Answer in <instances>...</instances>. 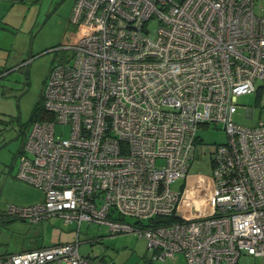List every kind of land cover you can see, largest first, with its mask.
Returning <instances> with one entry per match:
<instances>
[{"label": "built area", "instance_id": "built-area-1", "mask_svg": "<svg viewBox=\"0 0 264 264\" xmlns=\"http://www.w3.org/2000/svg\"><path fill=\"white\" fill-rule=\"evenodd\" d=\"M70 20L91 31L72 60L51 66L42 96L53 117L31 124L16 173L43 196L7 214L56 215L76 237L0 264H116L80 254L83 221L145 237L154 261L238 264L247 254L264 264V121L234 120L240 94L264 91V0H75ZM211 123L226 133L211 177L172 189Z\"/></svg>", "mask_w": 264, "mask_h": 264}, {"label": "rangeland", "instance_id": "rangeland-1", "mask_svg": "<svg viewBox=\"0 0 264 264\" xmlns=\"http://www.w3.org/2000/svg\"><path fill=\"white\" fill-rule=\"evenodd\" d=\"M75 0H1L7 22L15 28L12 49L0 52L17 62L0 74V256L18 252L30 246L51 245L75 239L77 225L53 215L29 222L7 214V207L29 205L42 199V192L32 184L17 178L19 154L28 134L36 102L40 99L46 76L53 64L72 60L73 45L88 34L91 27L71 22ZM149 27L155 29V22ZM12 28V29H13ZM24 59V60H22ZM1 65V63H0ZM2 68V67H1ZM260 85V80L256 86ZM252 108V116L246 115ZM234 120L245 126L264 121V91H251L237 97ZM56 134L67 136V124L57 123ZM195 157L186 179L171 182V188L186 190L209 179L212 173L214 147L226 140L220 123L200 125L196 131ZM159 163L162 160L158 161ZM192 208L186 204L181 209ZM127 221H135L126 216ZM79 252L83 256L114 259L119 264H142V255L151 257L145 237L133 232L111 235L107 226L83 221L79 226ZM167 261V259L165 260ZM261 259L243 254L238 264H256Z\"/></svg>", "mask_w": 264, "mask_h": 264}, {"label": "crops", "instance_id": "crops-1", "mask_svg": "<svg viewBox=\"0 0 264 264\" xmlns=\"http://www.w3.org/2000/svg\"><path fill=\"white\" fill-rule=\"evenodd\" d=\"M1 1V0H0ZM5 8H3L0 4V52L2 51H7L12 49L13 43H11L12 39V34L13 28L12 25H10L7 20H6V13H4ZM13 28V29H12ZM3 53V52H2ZM24 60V59H22ZM0 71H2L0 74L2 76V73L8 71L10 69V66H15L17 65V62L11 61L10 56H6L5 58H2L0 61ZM2 67V68H1ZM47 77V76H46ZM21 149H19L20 151ZM109 233V232H108ZM34 247V246H33ZM32 248V246L27 247L25 249ZM24 250V249H23ZM151 255V253H150ZM104 260H112L116 264H119L116 260L114 259H106L103 258ZM142 264H188L186 260L181 256L178 255L175 258L167 259V261H154L151 259V257L147 256L146 254L142 255V259L140 260Z\"/></svg>", "mask_w": 264, "mask_h": 264}, {"label": "trees", "instance_id": "trees-1", "mask_svg": "<svg viewBox=\"0 0 264 264\" xmlns=\"http://www.w3.org/2000/svg\"><path fill=\"white\" fill-rule=\"evenodd\" d=\"M1 72L2 71H0V73ZM52 117H53L52 113L49 112L48 110H46V108L44 107L43 96L41 94L40 99L36 102V104L34 106L33 113L31 115V122L33 123L34 121L46 120V119H50ZM22 149H23V146H22L20 151H22ZM173 219H176V217L171 216V218L168 220H173ZM157 221H167V219H163V218L159 217V220H157Z\"/></svg>", "mask_w": 264, "mask_h": 264}]
</instances>
